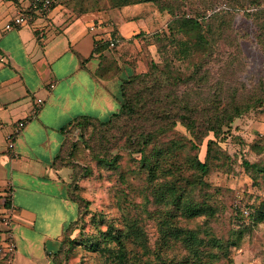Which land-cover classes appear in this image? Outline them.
<instances>
[{"label": "rangeland", "instance_id": "rangeland-1", "mask_svg": "<svg viewBox=\"0 0 264 264\" xmlns=\"http://www.w3.org/2000/svg\"><path fill=\"white\" fill-rule=\"evenodd\" d=\"M62 1L76 11L116 12L124 8L111 7L110 0ZM207 1L171 0L179 18L195 16ZM227 6L219 4L217 8L207 9L204 18L207 42L198 44L193 31L176 32L179 37L192 38L196 48H200L187 57L179 56L165 38L172 34L168 24L173 17L168 11L148 3L131 9L139 12L140 17L131 25L145 28L147 24L148 27L107 48L116 53L117 48L132 49L124 53L123 69L129 67L131 70V73L126 71L124 78L142 76V82L128 90L131 96L140 93L144 98V113L140 117L123 115L107 126L90 123L84 128L74 125L68 130L67 154L62 161L69 167L68 195L84 199L71 238L80 239L109 227L125 229L126 224H138L146 235L147 248L129 241L130 264H163L159 255L167 264H175L174 261L186 257L188 251L180 242L165 252L160 251V222L165 206L157 202L154 191L157 184L180 177L178 184L185 186L193 202L207 203L215 208L213 217H177L179 226L199 230V236L208 245L205 251L213 254L212 264H264V175H256L246 164H264V104L257 103L236 118L230 128H224L216 146L223 155L210 158L205 185L197 182L198 172L191 168V160L195 155L205 159L208 140L215 139L214 134L209 133L198 148H193L188 141L193 140V136L181 122L174 121L182 101L190 102L193 115L204 122L226 106L264 97V37L259 38V27L253 17L247 15L246 11H252V3L232 12ZM156 35H162V40ZM110 38L112 35L104 36L107 41ZM160 86L164 93L159 88L155 90ZM154 90L155 96H151ZM162 96V102H152ZM167 113L169 118H165L164 127L157 128ZM206 122L198 132L206 130ZM150 128H157L160 134L145 146L149 154L159 147L180 145L168 163L166 159L161 160L163 169L152 178L141 166V152L135 137L143 129ZM100 159L107 162H100ZM244 209L251 215L246 216ZM258 210H261L259 215ZM75 216L76 213L72 214ZM1 218L2 215L0 222ZM240 230L245 231L240 235ZM63 238L66 244L61 253L55 256L54 262L48 256L45 264H117L107 251L93 252L84 246L71 245L66 236ZM229 240L232 244L228 246ZM220 243L224 244L223 249L215 246ZM24 247L21 245L20 249ZM58 247L56 239H48L44 245L46 251ZM32 252L37 256L46 255L39 245L33 246L28 253ZM28 261L37 264V260ZM0 264L9 263L0 261Z\"/></svg>", "mask_w": 264, "mask_h": 264}, {"label": "crops", "instance_id": "crops-1", "mask_svg": "<svg viewBox=\"0 0 264 264\" xmlns=\"http://www.w3.org/2000/svg\"><path fill=\"white\" fill-rule=\"evenodd\" d=\"M31 3L0 0V205L9 202L1 211L3 216L12 210L17 243L9 264L47 263L54 250L44 245L48 239L60 241L76 217L68 168L54 166L55 158L76 118L106 119L121 106V84L126 71L131 73L123 69L124 53L132 49L117 48L116 53L102 43L113 47L148 27L131 25L139 17L131 9L145 3L116 12L76 11L60 0L49 13H34L24 25L7 30L17 8L29 11ZM115 32L123 39H104ZM25 119L9 148L7 135ZM35 245L46 255L28 253Z\"/></svg>", "mask_w": 264, "mask_h": 264}, {"label": "trees", "instance_id": "trees-1", "mask_svg": "<svg viewBox=\"0 0 264 264\" xmlns=\"http://www.w3.org/2000/svg\"><path fill=\"white\" fill-rule=\"evenodd\" d=\"M139 3H153L161 11H168L169 14L173 17V20L168 24L169 30H171V35H166L165 38L168 39V42L175 47V52L178 53L181 57H187L192 55L194 52L199 51L200 48H196L197 45L192 41V38L188 37L187 39L183 37L177 36V31H183V33L194 32L196 42L202 43L207 42L205 29L206 21L204 20L206 16V11L210 7L219 6V4L228 5V10L237 11L240 9L247 8L248 4L252 3V11H246L247 15L253 17L255 24L259 27L260 34L259 38L264 37V0H208L207 4L204 6L202 10H200L195 16L184 15L180 18L177 16L176 6L171 2V0H110V6L113 8H123L129 5H135ZM218 13V11L216 12ZM227 13H230L227 11ZM179 18V19H177ZM197 35V37H196ZM112 39L122 40L123 38L116 35V32L112 35ZM162 35H156V38L162 40ZM108 43V44H107ZM110 42H103L102 46L107 47ZM162 48V47H160ZM208 49V48H207ZM210 49V48H209ZM208 51V50H207ZM140 75L132 76L131 78L127 77L123 79L120 88V96L122 98L121 106L119 110L113 112L106 119H99L92 116H80L75 119L72 123L71 127L76 125L77 127H86L90 123L99 124L101 126H107L113 122L115 118H119L123 115L130 114V116L135 117L138 115L139 117L143 115V104L144 98L140 93L137 96H131L129 94V87L135 85L136 83H141ZM158 80V78H157ZM162 87H164L162 85ZM134 88V87H133ZM164 93V88L157 87ZM151 92V96H155L156 91ZM152 91V90H150ZM163 96L161 99L155 98L152 100L153 103L162 102ZM260 103L264 104V97H258L252 100L249 103L245 104H234L231 106H226L222 110L215 111L211 114L208 119L204 122L208 124L206 130L203 132H198V128H201L202 123L197 116H194V111L191 108L190 102H181L180 108L176 110V116L174 121L181 122L187 130L190 132L192 139H188L189 143L193 148H198L199 143L203 142L205 136L209 135V133L213 132L215 139L210 138L207 143V152L205 159L202 160L198 155H195L191 160V168L198 172L196 180L198 183L205 185L204 177L209 173L210 170V158L212 156L217 155L219 158H222L223 152L216 148L218 139L224 132V128H230L234 123V120L241 116L244 112L249 110L251 107ZM185 109V110H182ZM166 110V108H164ZM168 113L164 116V120L157 128H163L166 119L169 118ZM176 122V123H177ZM157 128L152 130L143 129L141 132L135 135L137 140V144L139 145L138 151L141 152V166L146 168L149 173V176L157 177L159 172L163 169V164L161 160L170 161V159L174 156L175 148L177 146H171L166 149L159 147V149H154L150 152L145 151V146H149L152 139H155L158 133ZM134 137V139H135ZM132 140V138H131ZM198 141V142H196ZM67 143L68 140L66 138L63 147L60 153L55 158L54 166L57 168H69L67 164L62 163L64 161L65 155L67 154ZM131 144L134 143L132 140ZM69 154V153H68ZM100 162H107L104 159H100ZM62 163V164H60ZM112 164L111 162L109 163ZM175 164V161L171 163V165ZM248 166L253 168V171L256 175H264V164H252L250 165L246 162ZM71 168V167H70ZM255 177V176H254ZM180 177H176V180L165 181L157 184L155 188L156 200L159 204L164 205L165 208L161 213V241L159 243L160 251L165 252L176 245L177 242H180L188 251V255L181 260L174 261L175 264H212L213 262V254L212 252L205 251V248L208 246L205 244V241L202 237L199 236V230L187 229L179 226L177 217L179 215H184L187 217H194L200 215H206L207 217H213L216 213L215 208L212 205L207 203H195L191 200L190 195L186 191V188L183 184H178V180ZM69 188V187H68ZM69 197L76 203L77 206V215L71 220L59 241V247L49 252V257L55 261V256L59 255L66 244L64 240V236L69 238V242L71 245H80L84 246L90 251H107V253L111 254L114 258V261L117 264H130L131 257L128 254V242L133 241L142 245L145 249L147 248V244L144 242L146 239V235L141 227L138 224L130 223L126 224L125 229H115L113 227H109L107 230H100L95 234L82 236L80 239L71 238L72 232L75 230V225H77L79 216H80V207L81 203L84 201L83 198L77 199L70 196ZM87 204V203H86ZM9 206V202L5 201L3 205H0V216L3 214L1 211L2 208ZM264 206V204H263ZM246 216H250L251 213L248 209H244ZM258 215L261 213V210H258ZM244 214V213H243ZM245 215V214H244ZM257 215V216H258ZM4 231L5 228L0 227V261H6L10 263L7 258V254L2 252V248L4 246ZM245 230H240V235L244 233ZM232 244V240L228 241V246ZM219 248H224V244H215ZM227 246V247H228ZM214 248V246H211ZM163 264H167L164 258L159 255ZM215 263V262H214Z\"/></svg>", "mask_w": 264, "mask_h": 264}, {"label": "built area", "instance_id": "built-area-1", "mask_svg": "<svg viewBox=\"0 0 264 264\" xmlns=\"http://www.w3.org/2000/svg\"><path fill=\"white\" fill-rule=\"evenodd\" d=\"M57 3V0H32L31 6L29 11H25L24 9L17 8V11L13 18L6 23L5 28L7 30H11L14 28H18L21 25L27 23V21L33 17L34 13H38L40 15H44L49 13L54 4ZM114 43L112 42L111 45ZM54 86V85H52ZM38 102L41 103L42 99H38ZM28 120H21L19 121L12 132L7 135L8 147L14 148L15 146V139L20 131L26 126ZM1 223L5 226L4 231V246L1 249L2 252L6 253L9 262L12 261L13 255L17 249L16 243V235L12 225V210L10 207L6 211V213L1 218Z\"/></svg>", "mask_w": 264, "mask_h": 264}]
</instances>
